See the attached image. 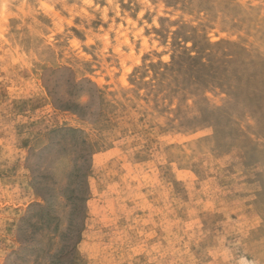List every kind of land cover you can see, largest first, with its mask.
Wrapping results in <instances>:
<instances>
[{"label": "rangeland", "instance_id": "obj_1", "mask_svg": "<svg viewBox=\"0 0 264 264\" xmlns=\"http://www.w3.org/2000/svg\"><path fill=\"white\" fill-rule=\"evenodd\" d=\"M0 264H264V0H0Z\"/></svg>", "mask_w": 264, "mask_h": 264}]
</instances>
